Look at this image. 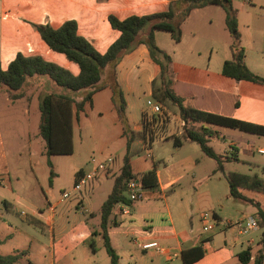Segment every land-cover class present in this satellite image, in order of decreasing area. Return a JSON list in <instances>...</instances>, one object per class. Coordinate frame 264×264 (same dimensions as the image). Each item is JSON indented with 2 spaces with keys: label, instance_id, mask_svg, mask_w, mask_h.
Wrapping results in <instances>:
<instances>
[{
  "label": "crops",
  "instance_id": "obj_1",
  "mask_svg": "<svg viewBox=\"0 0 264 264\" xmlns=\"http://www.w3.org/2000/svg\"><path fill=\"white\" fill-rule=\"evenodd\" d=\"M169 4L170 0H0V64L6 69L17 53L21 52L25 55H41L78 74V65L63 53L51 49L34 24L49 23L58 27L64 21L74 19L78 23L79 34L103 53L120 35V31L113 28L109 21L110 14L123 19L130 15L167 11ZM234 6L237 9L241 45L245 49V62L251 71L264 78V0H239L235 1ZM196 16L199 19L206 17L211 25L208 30L200 28ZM225 17V10L219 5L193 9L184 21L193 23V28L187 30L183 27L179 42L173 40L170 32L166 35L161 30H155L157 45L172 57L171 89L187 107L264 125V83L235 79L222 72L224 62L233 57L232 37ZM222 22L228 31L227 36L220 33ZM222 46L224 51L221 50ZM160 72V65L151 58L147 45L143 43L126 54L117 65V80L126 99V114L134 132L130 151L143 141L142 115L137 124L133 121V115L140 105L142 114L156 102H161L171 112L169 134L157 143L170 142L171 139L176 146L165 157L153 154L151 158L146 157L145 161H141L131 156L133 172L138 177L157 165L161 159L165 164L156 168L157 187L145 188L143 196L136 201H130L126 194L127 202L116 203L113 207L108 234L120 256L119 263L186 264L182 258L183 249L201 245L204 255L191 264H243L238 253L245 249L251 251V260L247 264H253L260 250L264 254V189L239 188L249 200L234 198L230 194L228 179L230 173L236 171H230L228 176L224 172L223 175L219 173L221 170H217L216 160L206 155L196 141L183 140L181 145L175 143L182 138L185 121L177 106V110H174L161 100V84L157 85ZM30 79L39 81L40 93L62 91L47 76L38 75ZM105 90L108 91L110 111L117 124L118 137L126 141L125 155L127 137L123 133V124L109 87L96 92L93 104L86 105L80 111L79 118L74 119L73 138L82 116L87 109L95 108L98 94ZM82 95V91L77 92L76 98L79 100ZM149 98H153V102L145 107L142 103ZM97 113L104 117V111L99 109ZM211 127L218 135L210 138L209 146L215 139L226 140L228 137V147L216 151L228 154L236 147L238 162L247 165V169L252 171L249 175L257 174L264 179V154L258 151L264 147V136L239 129L240 133L225 134L224 130L233 128L217 125ZM135 135H139L138 140ZM4 144L0 124V171L9 174ZM43 144L42 154L41 151L39 153L45 157V142ZM177 146H188L193 155L180 156L176 160V152H179ZM51 160L56 176L53 183L48 184L52 189H61L58 182L63 175L59 166L62 159L59 155H52ZM121 166L116 167L114 164L110 174L101 176L86 191L76 192L68 198H63L62 194L55 198L45 196L43 205H34L30 219H25L43 237L29 234L32 240L21 248H15V251H25L24 256L29 257L26 264H110L100 224L101 206L112 190L114 178L109 185L104 178L117 174ZM92 167L93 164L90 167L76 163L71 165V187L77 171H89ZM188 179L194 184H183ZM7 202L9 206L14 205L11 201ZM216 204L221 207L220 213L214 212L218 221L212 230L204 231L206 221L201 217L202 207L208 205L212 209ZM226 205L232 206L235 211L225 215ZM125 206L129 207V212H124ZM250 215L259 217L258 227L241 233L235 221ZM198 221H202L200 226ZM16 229V235L22 232V228L16 226ZM152 240L158 241L164 251L141 249L138 246L139 242ZM18 260V264H24Z\"/></svg>",
  "mask_w": 264,
  "mask_h": 264
},
{
  "label": "trees",
  "instance_id": "obj_2",
  "mask_svg": "<svg viewBox=\"0 0 264 264\" xmlns=\"http://www.w3.org/2000/svg\"><path fill=\"white\" fill-rule=\"evenodd\" d=\"M207 5L223 7L226 13V26L232 37L233 57L224 62L223 74L239 80L264 83V78L251 71L245 62V49L240 41L241 33L238 27L237 9L233 6L232 0H170L167 11L130 15L123 19L110 14L109 21L113 28L120 31V35L103 53L98 51L86 37L79 34L78 23L74 19L66 20L58 27H53L49 23L34 24L42 39L51 49L63 53L70 61L78 65V74H74L69 69L49 61L41 55H25L21 52L17 53L6 69H3L0 64V90L6 89L13 100L22 97L25 87L29 83L28 79L38 75L49 77L56 86L63 88L62 91L41 92L39 95V133L45 141V154L50 167V184L53 183L56 176L51 156L73 152L74 119L79 118L80 111H83L86 105L93 104V96L96 92L107 87L112 90V99L123 124V133L127 137V151L123 157L122 166L114 177L112 190L101 206L100 226L104 244L110 256V264H120V256L109 238V219L116 203L127 202L125 194L127 182L136 176L133 172L130 154L134 132L126 114V99L117 80V65L126 54L133 51L139 44L147 45L151 58L161 68V100H169L177 106L185 121L183 139H177L175 143L181 145L183 140L196 141L206 155L216 160L217 170H223L226 162L239 161V157L236 147H233L228 154H220L209 146L210 138L218 135V132L211 127L212 125L264 136V125L187 107L171 89L172 57L157 45L155 30H166L170 32L175 42H179L182 37L181 23L193 9ZM81 91L83 95L78 100L75 93ZM82 173V170L77 171L75 180ZM142 180L144 188L157 187L156 166L144 172ZM228 182L230 194L234 198L248 199L239 191V188L264 189V179L257 174L232 172ZM261 214L263 216V213ZM262 242L264 243V233ZM24 253L25 251H17L9 256L0 254V264H18L19 256ZM203 255L204 249L201 245L185 248L182 251V258L186 264L199 260ZM238 257L243 264H247L251 260L250 249L240 251ZM253 264H264L262 250L256 254Z\"/></svg>",
  "mask_w": 264,
  "mask_h": 264
},
{
  "label": "rangeland",
  "instance_id": "obj_3",
  "mask_svg": "<svg viewBox=\"0 0 264 264\" xmlns=\"http://www.w3.org/2000/svg\"><path fill=\"white\" fill-rule=\"evenodd\" d=\"M235 1L232 0L233 6ZM235 7V6H234ZM210 14V13H209ZM185 21V20H184ZM182 22L180 27L183 32L184 29L189 30L193 28V23ZM196 23L200 24V28L205 31L210 27L206 17L199 19L196 16ZM166 35L169 33L166 30H161ZM221 35L227 36L228 31L224 22L221 23ZM224 46V45H223ZM223 46L221 50L224 51ZM25 87L23 96L15 100L10 98V94L6 89L0 90V124L4 140V146L6 150L7 160L9 163V174L0 171V181H4L5 184L0 183V254L3 256H9L15 254L17 247L27 244L32 240L29 234L36 237H43L39 231H34L33 226L27 220L30 219V212L34 205H43L45 196L51 198L58 197L63 193V187L65 190H70L73 173L70 171V166L73 164H81L85 167L92 165L91 158H101L106 155H113L116 157V167L122 164L123 155L126 148L125 139L120 140L118 137L117 124L113 121L112 112L110 111V99L108 91H102L97 96L96 106L94 109H87L86 114L82 116L80 126L75 128L73 138V152L71 154H58L62 159L59 162L60 168L63 170V175L58 183H60L61 189H52L49 186V172L50 167L46 162V156H41L44 139L39 133L40 124V109H39V81L30 80ZM160 82L157 83L159 85ZM59 90H63L56 86ZM51 91V90H50ZM49 91V92H50ZM42 92V91H41ZM76 95V93H75ZM153 98H149L143 101L145 107L151 105ZM170 108L177 110L169 100L164 101ZM140 107H138L136 114L133 115V121L137 124L141 118ZM102 110L105 112L104 117H100L97 111ZM146 110V109H145ZM225 134L240 133L237 129H226ZM137 136V137H136ZM136 139H139V135H135ZM216 141L210 143L215 150H221V148L228 147L229 138L215 139ZM139 143V142H138ZM173 140L170 142L154 143L152 145L153 154L156 156H166L171 154L172 150L176 148L173 144ZM178 147V146H177ZM168 149V151L166 150ZM179 152H176V160L181 157L193 155L192 150L186 146L185 148L178 147ZM41 151V154L39 153ZM131 156L134 159H141L145 161V146L141 143L136 144L130 151ZM256 155H259L256 153ZM261 155H259L260 157ZM262 157V156H261ZM164 161L161 159L156 168L164 166ZM114 167V165H113ZM220 171V170H219ZM230 171L241 172L244 174H252V171L247 169V165L238 162L230 161L225 165V170H221L219 173L226 176ZM112 171L108 170L107 174ZM118 173V172H117ZM112 176L105 177L108 185L113 181ZM69 184V185H67ZM183 184L191 186L194 184L191 180H185ZM71 187V188H70ZM212 188L211 186L209 187ZM206 189V188H205ZM63 190V191H62ZM194 193V189H193ZM215 193V192H213ZM128 194V191L125 192ZM16 200V201H15ZM7 201H11L14 205H8ZM202 213H220L221 207L217 204L214 208H208V205L202 207ZM225 215L233 213L235 209L232 206L225 208ZM94 221V219H92ZM203 220V219H202ZM202 221H198L200 226ZM17 228H22L20 234H15ZM16 235L15 238L10 236ZM45 238V237H44ZM47 240V238H46ZM15 246V247H14ZM18 262L26 264L29 257H25L21 254L18 258Z\"/></svg>",
  "mask_w": 264,
  "mask_h": 264
},
{
  "label": "built area",
  "instance_id": "obj_4",
  "mask_svg": "<svg viewBox=\"0 0 264 264\" xmlns=\"http://www.w3.org/2000/svg\"><path fill=\"white\" fill-rule=\"evenodd\" d=\"M171 119V112L161 102H156L151 107L147 108L142 113V127H143V141L145 146V156L151 158L153 155L152 145L156 142L164 140L169 134V122ZM258 151L264 154V147H260ZM116 157L113 155H106L101 158L92 157L91 162L93 167L89 171H84L75 180L73 187L70 190H64L63 198H68L76 192L86 191L91 188L92 184L101 176L107 174L108 170H112L115 164ZM3 184V181H0ZM5 184V183H4ZM144 184L142 176L132 177L127 182L128 199L136 201L143 196ZM124 212H129V207L125 206ZM202 219L206 221L203 225L204 231L213 229L214 224L218 221L214 213H202ZM259 217L257 215H250L244 217L241 221H235L239 224L241 233L249 232L251 229L258 227ZM138 246L141 249H155L156 251H164L163 246L158 241H143L139 242Z\"/></svg>",
  "mask_w": 264,
  "mask_h": 264
}]
</instances>
